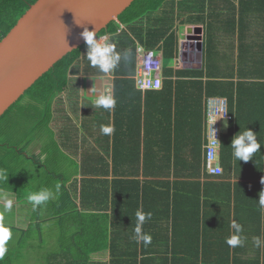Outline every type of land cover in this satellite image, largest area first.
Segmentation results:
<instances>
[{"label":"trees","instance_id":"obj_1","mask_svg":"<svg viewBox=\"0 0 264 264\" xmlns=\"http://www.w3.org/2000/svg\"><path fill=\"white\" fill-rule=\"evenodd\" d=\"M36 1L0 0V41ZM179 2L182 0H134L98 33H110L109 42L122 56L112 71L115 106L107 111L112 120L105 124L114 128L113 144L107 142L112 161L102 157L105 175L113 177L82 178L80 204L73 200L71 190L70 194L66 190L63 176L49 172L57 178L55 185L38 178L42 184H51L54 193L57 184L60 190L54 195L56 200L33 211L31 230L45 217L46 207L53 206L55 210L49 215L59 217L62 223L60 250L40 260L41 264H91L90 256L105 249L111 255L105 264H264V244L257 247L254 242L255 237L264 241V208L258 202L259 193L264 191V29L261 42L247 50L239 42L233 49L231 44L219 42L212 12L203 18L204 8V16H197L199 23L207 19V31L202 35L204 64L199 68L175 67L180 54L179 27L185 23L176 20L177 11L181 13ZM233 5L234 17L228 20L233 37L241 40L243 31L237 32L238 28L253 19L264 27V0H239ZM122 24L123 31L118 33ZM260 35L257 29L254 37ZM140 45L155 50L163 59L165 78L160 90L143 92L136 87L133 75ZM87 48L84 43L70 51L25 94L46 102L54 94L70 90L72 98L78 94L76 87L72 91L73 75L85 81V77L106 74L90 64ZM125 53L127 60L123 59ZM210 95L227 97L233 116L222 135L223 172L219 176L210 174L204 164V97ZM32 112L19 111L5 126L19 124L20 118L24 122L23 117H35L36 112ZM247 128L256 132L261 149L249 161H238L231 141ZM21 157L43 166L25 150L0 144V169L9 175L8 180L0 181V191L21 194L29 188V180L19 167ZM138 209L152 213L142 228L152 237L147 246L132 238ZM70 219L82 223L84 243L70 241V227L65 225ZM232 221L243 227V246L232 248L226 243L234 234ZM13 261L6 252L0 264Z\"/></svg>","mask_w":264,"mask_h":264},{"label":"crops","instance_id":"obj_2","mask_svg":"<svg viewBox=\"0 0 264 264\" xmlns=\"http://www.w3.org/2000/svg\"><path fill=\"white\" fill-rule=\"evenodd\" d=\"M238 1L239 0H232L231 2L229 0H182V3L179 2L178 8L181 9V13L179 14V12L177 11L176 20L177 22H185L184 27L186 28L184 31L179 32L180 36H182L180 37V48L184 49L185 41L187 35L189 34L188 28L190 26H200L202 28L203 35L206 34L207 19L201 20L199 23L197 17L199 14H202V10H204V8L205 16L202 14L204 16L203 18L207 17L208 13L212 12L211 19H215L213 20L215 25L214 34L219 37L220 43H224L225 45L231 44V48L234 47L233 49H237L240 46L239 42H241V46H243V49L247 50V47L251 44L261 42L263 39L264 27L259 25L260 23H256L253 17H251L253 19L251 23L243 24V28L242 26L240 29L238 28L237 32L241 33V30L243 31L242 39L240 40L237 37H233V28L228 20L232 16L231 13H233L234 10L233 3L237 4ZM214 12H217V15H215ZM194 20L195 23L191 24L194 22ZM256 27L261 34L258 39L254 37L257 31ZM204 54L205 48L203 50V55L202 53L200 54V52L194 53V51H191V55H193L192 60L188 62L181 60V63H178L177 59V62H175V67H195V64H200V67H202L205 60ZM99 76L104 77V82L100 87L98 86V89L96 84L97 96H91L93 90L90 89L89 86H87L86 89V77L85 81L82 77V79H79L78 85L76 86V90L78 89V94H75V96L70 98V101H78L79 107L81 106V104L88 106L86 102L90 100L92 107H90V105L89 107L94 108V110H70V126L63 124L65 121L60 119L62 115L60 110H53L54 118H59L60 122H62V124L58 126L59 129L55 132V137H59L60 139H66L65 143L67 146V156L70 160L71 172H68L66 176H62L63 179L66 180V190L69 194L71 190L72 198L78 204H80L82 178L99 177L112 179L113 177L112 174L109 177L105 175V172L103 171V164L105 161L102 158L105 156L109 162L112 161L111 152L107 146V142H112L113 144V134H103L101 132V127L106 126L105 124H107L109 120L111 122L112 116L110 115V117L108 118V110H102V108L96 107L95 100L99 95H104L105 97L110 96L113 98L114 75L109 72L105 75ZM82 84H84V86H82ZM90 111L92 114L94 112L97 117V126L91 123L85 124V117ZM80 118L82 120V125L86 126L88 132L86 136L84 135V133L77 134L75 131H72L73 129H76L75 122L78 121ZM73 119L75 120V122L73 121ZM230 121L226 122L227 128ZM34 125L38 126V123H35ZM203 131V136L205 137V128L203 129ZM24 135L25 133L23 128V133L20 136V141H22ZM24 142L25 147H28L27 150L30 155L32 154L36 159H38V153L40 152V148L38 146L39 141L25 140ZM27 150L25 151L27 152ZM106 150L110 152V154H108ZM44 156L46 157V153H44ZM50 156V151H48L47 160L50 159ZM38 168L39 166L32 164L33 171L37 172ZM43 177V179L45 180H50L49 183L53 185L56 184L57 178L55 179L53 176L50 175L49 172L48 174L44 173ZM51 184H42L39 182L40 187L38 189L41 190L47 188L52 190V187L50 186ZM26 190L21 194L0 191V214L2 218H5L6 220L11 222H9V230L12 233L11 238L6 242L4 246L7 248L6 252L9 253L10 256L12 255V258L14 259L13 262H15L16 264H18L19 260L24 261L26 259H32V253L34 252L38 254L37 258L39 260H44L51 252H58L60 250V246L58 244L60 241V228L62 226V223L60 222L59 217L49 215V212H52L53 210H55V208L53 206H51L50 208L46 207L44 211L45 217L42 218L37 225H34L33 230H31L30 225H32L33 223L32 215L34 209L32 204L28 201L27 197L30 193L33 192H26ZM241 196L242 194L240 195V199ZM52 199L56 200V198L54 197ZM52 199H50V202H52ZM240 199L239 202L242 201ZM9 204H11L10 208L8 207ZM67 205H70V198H67ZM79 210L81 212H85L80 206ZM65 225L67 228L70 227V241L75 242L76 240H78L84 243V239H82L81 236L86 234L83 233L81 229L82 223H80L78 219H70V221L67 220ZM34 234H36V236H33ZM35 237H39V240L43 245H29L28 243L30 242V240ZM90 257L93 260V263L91 262V264H105V262L109 263L111 258L110 250L105 249L99 253L92 254Z\"/></svg>","mask_w":264,"mask_h":264},{"label":"water","instance_id":"obj_3","mask_svg":"<svg viewBox=\"0 0 264 264\" xmlns=\"http://www.w3.org/2000/svg\"><path fill=\"white\" fill-rule=\"evenodd\" d=\"M134 0H37L0 41V117L70 51L86 43L87 28L98 34ZM200 26L188 28L187 39ZM203 44L199 47L203 55ZM104 77H90L100 87Z\"/></svg>","mask_w":264,"mask_h":264},{"label":"rangeland","instance_id":"obj_4","mask_svg":"<svg viewBox=\"0 0 264 264\" xmlns=\"http://www.w3.org/2000/svg\"><path fill=\"white\" fill-rule=\"evenodd\" d=\"M172 5V4H171ZM250 18L247 17V19ZM182 31H184L185 27H179ZM182 37V36H180ZM105 41V40H100ZM178 63H181L180 61ZM195 67H200V64H195ZM109 73V72H108ZM112 73V71H111ZM107 74V73H106ZM105 75V74H103ZM77 75H73L72 77V91H74V87L78 85L79 79H77ZM84 86V84H82ZM74 94V93H72ZM24 95V96H23ZM19 102L14 106V108L10 111L8 117H5L0 121V144L7 146H17L19 149L27 150L28 147H25V140H34L39 141L38 146L40 148V152L38 153V161L41 162L43 166H39L37 172L33 171L32 164L29 159L23 160L21 157V164H19L20 170L23 173L24 178L29 180V188H26V192H36V190L39 191V181L38 178H44L43 174L52 171L57 176H66L68 172H71L70 169V160L67 156V146H66V139H60L59 137H55V132L59 129L58 126L62 124L60 122V119L65 121L63 124L70 126V110H94V108H90L91 102L90 100L86 102L87 105L78 106V101L71 100L70 101V90L68 92L62 93H56L54 94L50 100L46 102H38L32 99L31 93L23 94ZM90 105V107H89ZM37 110H36V109ZM30 109V110H29ZM34 110L36 112V116L34 117H23L24 122L20 118L19 124H10V126H5L6 120H11V117H15L17 113L20 111V113H27L32 112ZM53 110H60L61 117L60 119L54 118ZM33 114V112H32ZM75 122V120L73 119ZM38 122V127H32L30 124ZM94 124L97 126V117L96 115L91 113V111L86 115L85 117V124ZM76 129H73L72 131L76 132L77 134H83L87 135V129L85 125H82L81 118L75 122ZM25 135L23 136L22 141H20V136L23 133ZM227 130V123L224 120L223 121V132H221V136L225 133ZM24 140V141H23ZM48 151H50V159L47 160V154ZM28 152V150H27ZM29 153V152H28ZM44 153H46V157L44 156ZM30 154V153H29ZM32 155V154H31ZM35 165V164H34ZM43 169V170H42ZM44 172V173H42ZM1 194V193H0ZM2 200V199H1ZM0 222L3 223L4 227L9 229L10 227V221L6 220L5 218L1 217L0 214ZM10 222V223H9ZM33 236H36L34 234ZM29 245L33 246H41L43 245L39 237H35L28 243ZM37 255L35 252L32 253L33 258L32 259H26L24 261L19 260L18 264H41L42 262L37 258ZM12 264H16L15 262H12Z\"/></svg>","mask_w":264,"mask_h":264},{"label":"clouds","instance_id":"obj_5","mask_svg":"<svg viewBox=\"0 0 264 264\" xmlns=\"http://www.w3.org/2000/svg\"><path fill=\"white\" fill-rule=\"evenodd\" d=\"M103 34H95V30H88L87 28H85L82 33V36L88 46L86 54L90 64L92 66L98 67L102 72L108 73L113 71L118 66L119 62L122 59V56L121 53L116 51L114 43H111L109 41H100L95 36H101ZM202 35V32L193 31V36L189 39L186 38L184 49L180 48V54L177 58L178 62L181 60H184L186 62L192 60L193 55H191V51L200 52L199 47L201 46L202 41H200L197 49H193L190 46L189 41L195 38L202 39ZM181 54L182 57L181 59H179ZM127 58V53H125L123 55V59L127 60ZM95 106L106 110H111L115 106V100L110 96L105 97L104 95H99L95 100ZM113 131L114 128L112 126L101 127V132L103 134H111ZM231 147L233 150L234 158L238 161L243 160L245 162L252 159L253 155L261 149V145L257 141L256 132L249 128L242 132L239 131L233 137L231 141ZM8 176L9 175L5 169H0V181L8 180ZM261 182L264 183V179H262ZM59 190L60 185L57 184L55 186V193L52 190L45 188L30 193L27 199L32 204L33 209L36 210L38 207L46 205V203L50 199H52L54 195H58ZM258 202L259 206L261 208H264V191H261L259 193ZM8 207L10 208L11 204H9ZM135 216L136 225L133 230L132 238L137 244L143 243L145 246H147L151 244L152 237L150 234L143 232L142 228L146 221L152 219V213H145L143 210L138 209L135 213ZM230 228L234 230V234H232L226 239V243L228 244V246L232 248H235L237 246H243V244L245 243V238H242L240 235L243 232L242 225L240 223H237L236 221H232V223L230 224ZM11 236V231L4 227L3 223L0 222V260L3 259L7 251V248L4 245L11 238ZM254 242L257 247H260L262 244H264V241H262L260 237H255Z\"/></svg>","mask_w":264,"mask_h":264},{"label":"built area","instance_id":"obj_6","mask_svg":"<svg viewBox=\"0 0 264 264\" xmlns=\"http://www.w3.org/2000/svg\"><path fill=\"white\" fill-rule=\"evenodd\" d=\"M121 25L118 33L123 31ZM98 40H111L112 35L105 33L101 36L95 35ZM198 44L202 39H193ZM182 54L179 59H181ZM163 59L153 49L139 46L137 49L136 72L133 75L136 87L143 92L148 90H159L164 85ZM233 116L229 112L227 97L210 95L204 97V157L205 167L212 175L219 176L223 172L221 165V132H223V121H230ZM204 166V165H203Z\"/></svg>","mask_w":264,"mask_h":264},{"label":"flooded vegetation","instance_id":"obj_7","mask_svg":"<svg viewBox=\"0 0 264 264\" xmlns=\"http://www.w3.org/2000/svg\"><path fill=\"white\" fill-rule=\"evenodd\" d=\"M189 43H190V46L193 48V49H197L198 48V46H199V44L196 42V41H194L193 39H191L190 41H189ZM93 77H98V76H93ZM90 77H88V78H86V82H85V86H86V89H87V86H88V79H89ZM94 94L96 95V88H95V90H94Z\"/></svg>","mask_w":264,"mask_h":264}]
</instances>
